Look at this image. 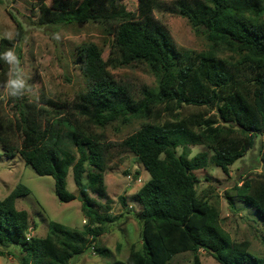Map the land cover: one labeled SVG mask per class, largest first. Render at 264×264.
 <instances>
[{
  "label": "trees",
  "instance_id": "16d2710c",
  "mask_svg": "<svg viewBox=\"0 0 264 264\" xmlns=\"http://www.w3.org/2000/svg\"><path fill=\"white\" fill-rule=\"evenodd\" d=\"M110 1L112 6L109 0H66L50 21L114 23L111 60L146 63L156 76V88L144 90L142 98L134 100L127 87L114 80L109 59L104 60L97 45L79 48L77 61L89 81L87 91L77 95L75 111L81 117L101 127L118 120L127 123L132 118L154 117L122 142L150 176L136 192L140 209L133 211L141 227L142 248L130 250L124 261L112 264H169L184 252H193V264H200L196 256L200 249L218 264H264V257L249 252L248 240H234L224 230L218 207L198 196L194 171L207 166L208 154L203 151L189 157L188 149L205 145L213 152L214 165L227 174L255 139L264 136V0L173 3L176 13L195 29L203 28L213 46L224 47L233 58L220 57L213 48L181 53L167 31L153 21L154 0H138L137 12L127 11L123 3L118 4L121 0ZM21 32L18 24L16 38ZM8 41L2 39V48ZM183 106L215 108L216 113L183 114ZM17 111L22 124L20 147L14 149L0 136L4 154L19 155L37 174L51 176L57 198L62 202L78 199L85 220L82 229L52 221L45 237H28L29 215L15 206L28 189L17 184L0 198V245L20 246L32 264H69L117 219L107 203L97 205L88 193L103 185L104 148L98 135L86 132L80 123L73 125L56 116L42 127L28 104H20ZM161 112L163 117L157 119ZM261 160L264 166V148ZM70 170L78 195L67 190ZM233 192L264 220L263 169L234 185ZM120 200L125 206L124 197ZM95 250L100 255L108 253Z\"/></svg>",
  "mask_w": 264,
  "mask_h": 264
},
{
  "label": "rangeland",
  "instance_id": "374dc122",
  "mask_svg": "<svg viewBox=\"0 0 264 264\" xmlns=\"http://www.w3.org/2000/svg\"><path fill=\"white\" fill-rule=\"evenodd\" d=\"M65 1L0 0V52L9 48L16 51L28 85V90L22 96H10L5 87L10 66L0 60V136L6 138L14 149L20 147L22 124L17 108L23 103L28 104L29 109L36 113L42 127L59 116L69 120L70 124L80 123L86 132L98 135L106 162L103 185L95 191L89 190L88 193L97 205L107 203L109 213L117 219L108 223L105 232L93 244H89L84 252L74 255L69 264H112L114 261H124L130 250L142 248L141 227L134 218L133 211L140 209L136 192L150 176L137 156L122 142L143 122L151 121L154 117L132 118L127 123L118 120L102 127L89 124L81 117L75 111V104L78 101L77 95L87 91L89 81L77 61L79 48L88 43L97 45L104 60L109 59L108 70L114 80L125 85L134 100H140L144 90L156 88V76L146 63L121 64L111 60L114 23L52 24V14L60 10ZM154 1L151 14L153 21L167 31L181 53L213 48L220 57H234L224 47L213 46L203 28L195 29L186 17L176 13L173 5L176 0ZM122 3L127 11L137 12L138 0H121L118 4ZM109 4L112 6L110 0ZM18 24L22 32L16 38ZM54 34H59L60 39H54ZM2 39L12 42L8 41L5 48H2ZM162 112L157 119L163 117ZM181 112L211 115L216 113V109L183 106ZM60 130L64 129L60 127ZM62 140L76 152L75 146L69 143L67 137L62 136ZM263 148L264 136L259 135L254 146L230 165L228 173L225 174L212 162L213 152L208 147L203 144L188 146L189 157L203 151L208 154L207 166L194 171L198 178V196L218 207L224 230L234 240H248L249 252L258 257H264V220L255 209L246 206L235 196L233 187L240 184L241 180L261 172ZM178 152H181L180 147ZM66 181L67 190L78 195L71 170ZM17 184L28 189L27 194L15 200L16 208L26 210L29 215L28 237H45L52 221L70 228H83L85 219L80 201H60L55 195L51 176L37 174L19 155H5L0 142V198L5 197ZM120 197H124L125 206L122 205ZM96 248L107 249L108 253L100 255ZM20 249L17 245H0V264H32L26 260L28 253L21 252ZM194 255L193 252L177 254L169 264H193ZM196 256L200 264H218L203 249L198 250Z\"/></svg>",
  "mask_w": 264,
  "mask_h": 264
},
{
  "label": "clouds",
  "instance_id": "9594fccd",
  "mask_svg": "<svg viewBox=\"0 0 264 264\" xmlns=\"http://www.w3.org/2000/svg\"><path fill=\"white\" fill-rule=\"evenodd\" d=\"M54 39L59 40V34H54ZM0 60L10 66L9 78L5 82V87L8 94L12 97L22 96L28 90L27 81L24 75V70L21 68V60L16 51L9 48L0 52Z\"/></svg>",
  "mask_w": 264,
  "mask_h": 264
},
{
  "label": "water",
  "instance_id": "95a60500",
  "mask_svg": "<svg viewBox=\"0 0 264 264\" xmlns=\"http://www.w3.org/2000/svg\"><path fill=\"white\" fill-rule=\"evenodd\" d=\"M263 170H264V166H263V168H262Z\"/></svg>",
  "mask_w": 264,
  "mask_h": 264
}]
</instances>
